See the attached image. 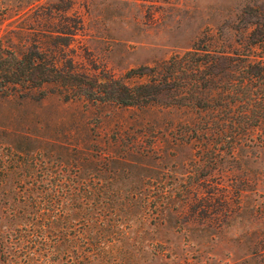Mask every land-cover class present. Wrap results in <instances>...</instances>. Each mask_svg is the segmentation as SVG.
Returning <instances> with one entry per match:
<instances>
[{"label": "rangeland", "instance_id": "1", "mask_svg": "<svg viewBox=\"0 0 264 264\" xmlns=\"http://www.w3.org/2000/svg\"><path fill=\"white\" fill-rule=\"evenodd\" d=\"M255 9L264 0H0V44L125 80L195 48L244 51ZM43 89L0 94V264H264V121L202 131L214 112Z\"/></svg>", "mask_w": 264, "mask_h": 264}, {"label": "trees", "instance_id": "2", "mask_svg": "<svg viewBox=\"0 0 264 264\" xmlns=\"http://www.w3.org/2000/svg\"><path fill=\"white\" fill-rule=\"evenodd\" d=\"M252 18L242 52L200 53L195 48L129 71L125 80L103 70L82 71L68 60L58 66L52 49L42 43L22 51L0 44V94L43 98V85L53 84L69 99L214 112V119L209 115L202 123V131H253L264 121V10L255 9ZM133 77L145 80L128 84Z\"/></svg>", "mask_w": 264, "mask_h": 264}]
</instances>
